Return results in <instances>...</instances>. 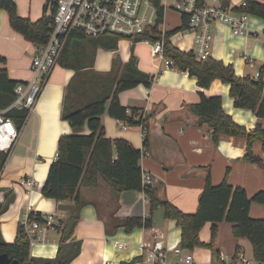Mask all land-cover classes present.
Masks as SVG:
<instances>
[{"label": "crops", "instance_id": "1", "mask_svg": "<svg viewBox=\"0 0 264 264\" xmlns=\"http://www.w3.org/2000/svg\"><path fill=\"white\" fill-rule=\"evenodd\" d=\"M14 1L23 17L36 21L44 15L47 0ZM204 1L209 5L230 8L243 4V0ZM165 19L168 32H174L170 37L171 43L182 51H191L193 34L183 29L176 31L183 25V17L178 15L174 24ZM248 27L250 34L242 36L234 34L225 22L213 23L211 57L233 65L239 76L256 78V71L264 69V19L249 15ZM109 41L81 39L73 43V49L85 51L93 57V69L97 72L115 71L120 75L124 65L135 56L138 67L153 76L151 87L140 84L119 95L123 106L141 109L148 117L146 148L145 134L140 126H129L107 111L102 114L101 123L108 138H125L136 148L147 149L140 165L152 179L153 189L160 200H169L183 212L194 213L199 208L208 177L214 185L226 179L234 186H241L249 197L264 190L262 141L257 139L251 145L252 154L262 160L258 163L246 158L249 149L246 137L221 135L216 143L212 138V128L208 124L200 125L198 117L188 108V105L199 103L202 95L220 96L224 111L238 124L249 130L258 125L264 128V118L250 109L235 106L228 83L216 79L210 87L203 88L189 72L176 66L169 67L164 60L154 57L151 43L121 38L116 48L108 49L103 44ZM34 54L35 43L15 31L10 26L8 12L0 8V55L6 58L5 66L10 77L28 81ZM249 59L254 61L253 67L249 65ZM74 74V69L61 65L52 71L0 173V200L4 199V190L15 192L14 201L0 215L1 233L7 243L16 240L18 227L29 221L32 212L42 216L53 215L60 221L69 217L72 201L58 202L47 198L42 194V186L51 163L57 158L60 137L74 132L62 117L67 85ZM82 133H89L88 128ZM24 180L32 181L33 185H24ZM80 195L84 204L73 238L81 242V251L72 264H122L139 257L142 261L136 264H147V249L142 244L149 245L155 241V230L166 244L169 262L180 259L174 253L176 247H181L183 253L191 252L194 264H220V260L229 264L238 253L255 259L251 242L234 236V224L231 222L218 224L214 248L196 247L190 251L182 246V231L177 222L167 218L161 206L151 211L144 191L116 193L100 178L96 187H81ZM250 215L264 219V204L253 202ZM130 216H152L154 226L135 228L131 232L122 227L114 229ZM212 227L208 222L202 228V242H211ZM61 239L59 229H49L45 240L31 247V255L55 258Z\"/></svg>", "mask_w": 264, "mask_h": 264}, {"label": "trees", "instance_id": "2", "mask_svg": "<svg viewBox=\"0 0 264 264\" xmlns=\"http://www.w3.org/2000/svg\"><path fill=\"white\" fill-rule=\"evenodd\" d=\"M0 8L8 12L10 26L26 40L35 44H44L48 41L52 31V18L47 13V4L44 15L36 21L20 15L14 0H0ZM233 9L264 19V0H243L240 7ZM182 17L183 25L176 31L184 29L187 25L186 16ZM153 32L154 34L149 35L156 41L159 36H156L155 30ZM173 34L174 32H168L164 46L165 56L173 61V67L176 66L195 76L199 86L203 88L210 87L216 79L228 83L236 107L250 109L258 117L264 118V69L256 78L249 75L239 76L231 64H225L212 57L199 60L192 51L185 52L175 47L170 41ZM81 39L110 40L103 45L108 49H114L121 36L107 34L93 38L75 32L69 38L59 59V65L74 69L75 74L67 85L62 109L63 119L69 122L74 132L60 137L57 158L51 163L47 179L42 186V194L45 197L58 202L72 201L69 217L61 220L63 226L59 230L62 239L57 256L53 259L33 257L24 225L18 227V235L13 243H7L3 239L0 229V254L7 253L12 262L17 261L18 264H72L81 251V242L73 238L84 204L80 188L96 187L102 178L116 193L144 191L151 211L163 207L166 217L174 219L181 228L183 248L190 251L196 247L214 248L218 224L227 221L234 224V236L246 238L251 242L254 258L264 264V219L253 218L250 215L253 202L264 204V190L249 197L241 186H234L226 179L214 185L208 177L199 208L194 213L183 212L169 200H160L153 186L144 183V170L140 165V159L148 144V117L141 109L123 106L119 99L121 92L140 84L151 87L154 78L138 67L135 56L124 65L120 75L115 71L97 72L93 69V57L85 51L76 52L73 49V43ZM138 41H142V38L134 40ZM5 64L6 58L0 55V109L12 106L16 100V86L21 82L10 77ZM108 102L110 103L107 107ZM188 108L198 117L200 125L208 124L212 128V138L216 143L221 135L246 137L249 141L246 158L262 162L261 158L251 152V145L257 139L262 141L264 150V128L261 125L249 130L238 124L224 111L220 96L202 95L199 103L188 105ZM106 111L113 118L124 121L129 126H143L146 133L145 148H136L125 138L114 140L108 138L101 123V116ZM7 115L15 121L21 131L28 119L29 110L12 107ZM85 128H88L89 133H82ZM10 151H0V173ZM14 199V190H4V199L0 200V215L10 207ZM35 218L42 222L44 220L40 213L32 212L29 221ZM208 222L213 225L211 242L204 243L200 239V231ZM153 226L152 216H130L123 219L114 229L122 227L131 232L135 228ZM236 259L237 256L229 264H235ZM139 261H142V258L122 264H136ZM220 264L227 263L220 260Z\"/></svg>", "mask_w": 264, "mask_h": 264}, {"label": "built area", "instance_id": "3", "mask_svg": "<svg viewBox=\"0 0 264 264\" xmlns=\"http://www.w3.org/2000/svg\"><path fill=\"white\" fill-rule=\"evenodd\" d=\"M46 4L47 13L52 18V31L46 43L35 44V54L29 66L31 78L17 84L16 100L12 106L0 109V151L11 150L20 135L17 124L7 115L8 111L16 107L28 109L29 114L32 112L50 74L59 65L60 56L69 38L75 32L93 38L107 34H116L131 40L142 38L152 44L153 56L164 60L169 67L173 65V61L164 53L168 34L165 17L168 10L186 16L187 25L183 30L193 34L194 47L191 51L199 60L211 57L213 23L229 24L236 35L250 34V14L235 11L228 6L209 5L204 0H47ZM154 30L156 36H159L156 41L150 36L154 34ZM248 63L251 67L254 66L253 60L249 59ZM255 75L259 77L261 71H256ZM140 127L146 136L144 127ZM146 153L147 149L144 154ZM143 179L145 184L152 185V179L146 172ZM22 183L33 185L30 180ZM43 219V222L35 218L23 224L31 247L44 241L49 229H60L63 226L62 221L53 215L43 216ZM155 234L152 244H142L147 249V264H194L192 253H183L181 247L174 249V253L180 256L179 261L169 262L166 244L157 230ZM238 263L262 264L256 259L248 258L244 253L237 254L235 264Z\"/></svg>", "mask_w": 264, "mask_h": 264}, {"label": "rangeland", "instance_id": "4", "mask_svg": "<svg viewBox=\"0 0 264 264\" xmlns=\"http://www.w3.org/2000/svg\"><path fill=\"white\" fill-rule=\"evenodd\" d=\"M178 15L181 16L179 13L175 12V11H172V10H168L167 11V15H166V18L167 20L174 24L175 23V20L178 19ZM249 255H251V253H249Z\"/></svg>", "mask_w": 264, "mask_h": 264}, {"label": "water", "instance_id": "5", "mask_svg": "<svg viewBox=\"0 0 264 264\" xmlns=\"http://www.w3.org/2000/svg\"><path fill=\"white\" fill-rule=\"evenodd\" d=\"M0 264H18L17 261L12 262V259L7 253L0 254Z\"/></svg>", "mask_w": 264, "mask_h": 264}]
</instances>
